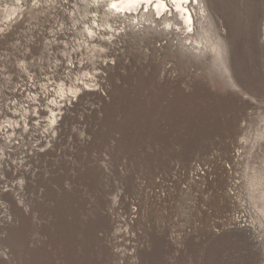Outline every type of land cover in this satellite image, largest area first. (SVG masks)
<instances>
[{"label": "rangeland", "instance_id": "rangeland-1", "mask_svg": "<svg viewBox=\"0 0 264 264\" xmlns=\"http://www.w3.org/2000/svg\"><path fill=\"white\" fill-rule=\"evenodd\" d=\"M203 1L220 57L125 31L106 0H0V264H264V0H229L230 39ZM96 14L125 27L116 64L57 112Z\"/></svg>", "mask_w": 264, "mask_h": 264}, {"label": "bare ground", "instance_id": "bare-ground-1", "mask_svg": "<svg viewBox=\"0 0 264 264\" xmlns=\"http://www.w3.org/2000/svg\"><path fill=\"white\" fill-rule=\"evenodd\" d=\"M155 2L156 0H153L152 4H150L147 2V0H142V2L138 4L129 5L127 0H119V2L118 0H106L107 9L103 12V14L107 18L112 16L114 19H118V22H122V25L124 23L126 25L125 31L133 30L136 26L140 28V25L143 29L148 31H157V28H159V32H161L163 35H167L168 38H171L172 35H174L175 38L177 37L180 46L184 50H188L193 53H200L201 51H206L208 49L212 54L214 53L218 57L221 56V52L224 48L221 40L215 37L216 41H212L210 38H205L204 44L199 41V29L202 30L203 34H205L203 36L206 37V35L211 34L213 26L210 15L205 9L203 0H186V2H182V0H176V4H172L170 0H163L165 7L160 9L159 12L157 11L156 7L153 6ZM221 2V12L223 14L222 18L226 23L228 37L230 39V37L233 35L228 16L230 11V1L221 0ZM112 3H117V6L123 10L117 12L115 9L110 7ZM96 21H99V16L97 14L94 16L93 24H95V27H97L98 30L94 31L92 26H88L85 31H82L80 39L76 41V51L72 50L71 54L67 50L61 51L62 60L58 63V66L59 68L61 67L62 70L60 78L63 76L64 77L58 93L54 95V98H57V102L54 105V107L57 109V112L58 108L61 109V106L64 107L69 105L70 101L72 102L73 99L75 100L80 88H83L86 91L91 90V88L95 87L98 82H102V71L104 67H107V65L115 66L116 64L115 60L113 59L116 58L117 55L114 51V47L117 45V38L115 37H117L118 34L123 33V29L125 27L116 29V25L109 24L106 19L105 22L103 19V24L101 25L97 24ZM100 21L102 22V20ZM118 30L120 31L118 32ZM226 39L228 40V38ZM111 46H113V48ZM64 62L66 63L64 64ZM221 64L223 65V63ZM57 112L52 113V110H50V113L52 114L49 118L50 127L54 126L56 123V116L59 115ZM4 127L5 126L1 125L0 123V134L4 135L3 139H6V142L11 143L13 140H10V134H7L6 130H3V133L1 132V129ZM4 155L5 153L0 147V159H2ZM1 180L3 179L1 178ZM0 184L2 185L0 186V195L12 191V185L9 186L4 182H1ZM0 206H2L0 213L2 214L3 221L7 223L10 219V216L14 217V215L9 212L7 206H4L3 203H0Z\"/></svg>", "mask_w": 264, "mask_h": 264}, {"label": "snow or ice", "instance_id": "snow-or-ice-1", "mask_svg": "<svg viewBox=\"0 0 264 264\" xmlns=\"http://www.w3.org/2000/svg\"><path fill=\"white\" fill-rule=\"evenodd\" d=\"M118 2H119V0H118ZM127 2L129 3V5H133V4H138V3L142 2V0H127ZM147 2L152 4L153 0H147ZM170 2L172 4H176V0H170ZM182 2H186V0H182ZM153 6L156 7L157 11L159 12L160 9L165 7V4H164L163 0H156L155 4ZM110 7L115 9L117 12L123 10L122 8L117 6V3H112L110 5Z\"/></svg>", "mask_w": 264, "mask_h": 264}, {"label": "built area", "instance_id": "built-area-1", "mask_svg": "<svg viewBox=\"0 0 264 264\" xmlns=\"http://www.w3.org/2000/svg\"><path fill=\"white\" fill-rule=\"evenodd\" d=\"M1 123V122H0ZM5 126V125H4ZM4 135L0 134V139L3 137ZM228 226L230 228H242L243 226L240 224L239 220H231V222L228 224Z\"/></svg>", "mask_w": 264, "mask_h": 264}]
</instances>
